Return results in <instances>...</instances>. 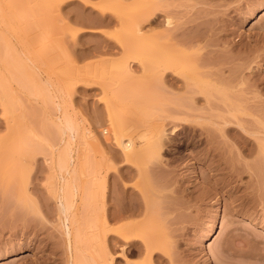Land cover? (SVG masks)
Instances as JSON below:
<instances>
[{"label": "rangeland", "instance_id": "374dc122", "mask_svg": "<svg viewBox=\"0 0 264 264\" xmlns=\"http://www.w3.org/2000/svg\"><path fill=\"white\" fill-rule=\"evenodd\" d=\"M69 1L0 0V122L3 134L6 123L11 128L7 139L15 135L2 142H9L20 164L14 214L7 205L12 199L0 198L7 202L0 205V264L70 263L58 226L61 187L73 201L67 213L76 264L90 258L96 264L103 253L114 264H160L156 255L164 259L161 264H264V183L246 171L230 184L213 182L206 141L214 136L230 143L232 137L203 130L218 111L203 103L162 101L157 96L162 85L149 82L144 70L146 55L123 53L111 36L116 26L103 28V35L94 24L75 18L78 8L84 19L95 15L99 0L87 5L71 0L77 6ZM191 1L182 3L189 7L195 1L192 12L203 13L210 27L222 22L218 30L228 47L249 45L244 56L253 60L244 71L241 107L244 125L253 129L264 112V10H253L262 0ZM184 14L183 6L178 16ZM116 61L132 71L120 72ZM64 121L76 131H64ZM153 125L161 131L157 152L121 154L116 137H133L139 146L150 140ZM218 152L227 166L259 159L256 149L252 156L238 155L237 148L219 144ZM57 156L76 169L67 183ZM20 169L29 176H21ZM227 174L219 171L216 178ZM71 183L76 184L73 194ZM120 212L119 221L104 225L106 214ZM137 220L146 226L134 227L137 234L128 232L134 241L122 257L118 230ZM211 227L213 236L202 242ZM141 237L154 245L152 256Z\"/></svg>", "mask_w": 264, "mask_h": 264}, {"label": "bare ground", "instance_id": "6f19581e", "mask_svg": "<svg viewBox=\"0 0 264 264\" xmlns=\"http://www.w3.org/2000/svg\"><path fill=\"white\" fill-rule=\"evenodd\" d=\"M79 1H83L87 5V0ZM182 1L183 0H99L96 14L93 15V17L89 13L90 16L89 14L88 16H86L87 18L92 17V19L85 18L86 20L83 18V13L78 14L79 11L76 13V11L81 8H78L77 10L74 9L76 7L71 8L75 10V12L73 11V13L76 14L75 18L80 20L82 24L86 23L87 26L88 23L89 26H92L91 24H94L97 27V33L100 32L103 35H106V32L105 30H103V28L116 26V29L111 34V36L116 38L123 53L133 54L143 52L146 55L147 62L144 66L145 69H143L146 73L151 75L149 82L154 83L155 81H158L162 85L161 90H163V92L159 90L160 94L157 95H161L159 96V98L161 97L162 101L177 103L180 105L186 103H203L207 107H209L210 110L218 111L217 115L212 116L207 120L209 124V128L207 130L206 128L201 126V123L197 122V125L201 126L203 130L212 132L213 135L214 133L219 134L222 131L226 133L229 132L232 135V137L230 138V143L225 140L218 141L214 136L210 139H207L206 141L208 144V154L211 156V169L213 171L212 178H214V184H217V182L220 181L225 184H230L231 182L240 178L243 171L248 172L256 183L260 181V183H264V165L262 166L260 163V159L264 158V112L262 113L261 118L256 121L255 127L250 130L244 125L246 120H244L242 117V115L244 114L241 107V103L243 102L242 85L246 83L245 79L248 78L246 74H244V71L248 68L249 64H251L250 62L253 60V58L249 59V57L247 56L246 59V57L244 56L250 51V49L247 51L249 45L243 43V47L240 48L242 46V44H240V49L238 47L235 48L236 45L234 47H231L233 44L231 46L229 44L228 47L227 43L229 41L225 42L227 40L225 39L226 37L224 38L223 34H221L222 30H218V28H222V25H220L222 24V22H220L219 25L217 24L216 27H214V22V25H211L210 27V24H207L206 20L201 18L204 15L203 13L199 14V12H192V9H194L197 5L195 1L192 5H190V3L189 7L188 4L182 3ZM70 3L71 6L74 4L73 1H71ZM74 5L77 6V4ZM185 5H187L188 8ZM183 6L185 8L184 16H178L179 8ZM253 10L254 12H260L264 10V0L256 5ZM58 17H60V19L62 20V16ZM199 18L203 20V23L205 22L204 26L207 24L211 29L207 28V25L204 27L202 22H196V20ZM248 18H251V16H248ZM219 21L216 22L219 23ZM209 46L211 48H208ZM213 48L215 49L213 50ZM245 51L247 52L243 54ZM251 52H253V50ZM115 63L120 72L126 73L130 70L132 71V69L128 68L129 66H125V64L121 62L116 61ZM47 82L48 81H46V83ZM148 94L152 93L148 92ZM153 95L157 97L156 94ZM69 123H65L64 131L67 130L70 133H74V131L76 130L74 129V127H72V125H70L71 123ZM3 125L0 122V198L1 200L12 199L13 202L10 205L7 204L9 206V211H12L13 209L16 210V204L18 203V201H20L18 197L19 183L17 182V172L18 167L20 166H18L19 163H17L18 158L16 152H13V148L11 146H8L9 148L7 147V145H9V142H7L8 144L6 143L7 145L2 142V140L5 138V140H8L9 138H15V135L12 134L11 131V136L7 139V134L9 132L10 126L7 123L5 124L6 134H3ZM156 126H151L153 132L150 140L139 146L136 145L133 137L129 136V138L123 139L121 136L117 138V135H114L116 137V142H118L119 144L117 145L120 147L119 149L121 151V154L126 158H130L131 155L139 156L138 153H140V151L143 153H140V155H145L144 153L151 154L157 152L160 147L161 131ZM200 132L203 133L202 131ZM219 144H223L224 146H228L230 148H237L239 151L238 155L241 152H244L246 156H252L256 149V153L259 159L255 158L252 163H244L243 165H241V167H237L236 165L227 166L223 160L224 158L222 159L218 152ZM57 157L59 159V156ZM132 157L135 158V156ZM59 160L60 161L56 160L57 162H59L58 168L60 172H62V174H65L66 176V179L63 176H60L61 180L67 183V180H69L67 179V176H70L72 174L73 176L71 175V177L73 178L74 173H76V169L74 170V168L71 167L72 165L70 166L69 162H65V159L62 158ZM225 169L228 171V174L225 177L216 178L218 172ZM19 171H21V169ZM24 174L26 173L22 172L21 176H23ZM26 178H23V180ZM25 182L26 181L24 180L23 183ZM74 184L71 183V185L69 186V189L70 187L72 189L71 194H73L76 189V184ZM63 188L64 187L60 188L61 193L58 192V194H60L57 197V209L59 217L58 226L60 229V235L62 236V241L65 245L64 247L71 256V258L68 259H71L69 264H76L75 261L78 260H74V262H72L74 258L76 259V257H74L76 252L74 253V256H72V251H74V249L71 243L72 232L70 230L69 215L67 213L69 212L71 207H73V201H71V198L69 200L65 196ZM65 188H67L66 185ZM6 203L7 202L4 201V203H0V205ZM32 204L34 205V203ZM11 207L12 209H10ZM34 208L36 209V207ZM12 212V214L15 213L14 211ZM11 213L9 214L12 215ZM121 213L122 212L118 214L112 213V215L106 214V216H104L102 219L104 225H108L109 220H120L123 217ZM132 215L135 214L132 213ZM124 217H126V215ZM135 222H132V224L126 223L124 224V229L122 228L123 226L121 227V229L123 230H118V236L123 239V244L122 246H120L122 251L121 254L119 253L118 255L122 257H124V255L127 253L129 247L132 246L131 241H134L133 239H131V237H128V232L133 230L134 227L138 229V227L141 228L143 225L146 226V224H143L142 220H137V222ZM136 229H134L135 231H137L135 234H137L138 230H140ZM134 230L131 231V233H134ZM143 233L144 235L146 234L145 231ZM213 233L214 228L211 227L205 233L204 237L202 238V242L212 237ZM76 236L75 239L77 242L78 236L77 238ZM141 238V242L144 245L145 252H147L149 256H152L154 245L151 244L152 242H149L150 240H148V238L145 237L146 240L144 239V242V237ZM117 243L120 242L118 241ZM76 248L78 249V247ZM139 248L141 249V247H138L137 249ZM78 250L77 252H79ZM82 250L84 251V249ZM81 251L78 254H80ZM83 251L82 253L84 254ZM83 254L82 256L84 259L86 256H84ZM105 255L107 254L103 253L102 255H99V257L97 256L99 260L97 263L114 264L113 257L108 256L105 259ZM156 256L160 264L164 262V259L162 257L158 255ZM95 260V258H90L89 260L86 259L84 262H82V264H92L93 261L96 262ZM106 261L108 262L106 263Z\"/></svg>", "mask_w": 264, "mask_h": 264}]
</instances>
